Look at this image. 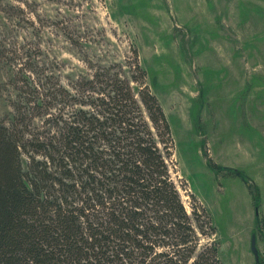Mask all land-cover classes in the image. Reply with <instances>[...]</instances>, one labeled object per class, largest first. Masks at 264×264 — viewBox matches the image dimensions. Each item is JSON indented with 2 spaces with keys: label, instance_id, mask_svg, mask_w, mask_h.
<instances>
[{
  "label": "rangeland",
  "instance_id": "rangeland-1",
  "mask_svg": "<svg viewBox=\"0 0 264 264\" xmlns=\"http://www.w3.org/2000/svg\"><path fill=\"white\" fill-rule=\"evenodd\" d=\"M138 67L170 121L186 208L193 194L207 208L224 264H264V0H0L6 123L49 131L103 76L137 94Z\"/></svg>",
  "mask_w": 264,
  "mask_h": 264
},
{
  "label": "trees",
  "instance_id": "trees-1",
  "mask_svg": "<svg viewBox=\"0 0 264 264\" xmlns=\"http://www.w3.org/2000/svg\"><path fill=\"white\" fill-rule=\"evenodd\" d=\"M137 70V94L103 76L49 131L0 120V264H224L209 211L182 200L170 121Z\"/></svg>",
  "mask_w": 264,
  "mask_h": 264
},
{
  "label": "water",
  "instance_id": "water-1",
  "mask_svg": "<svg viewBox=\"0 0 264 264\" xmlns=\"http://www.w3.org/2000/svg\"><path fill=\"white\" fill-rule=\"evenodd\" d=\"M247 185L250 186L251 183L250 182H247ZM257 216H259V212L257 210ZM251 246H252V251L253 253L255 254V257L257 259V261L259 260L260 256H259V250L257 248V237L256 235H253L252 237V243H251Z\"/></svg>",
  "mask_w": 264,
  "mask_h": 264
}]
</instances>
